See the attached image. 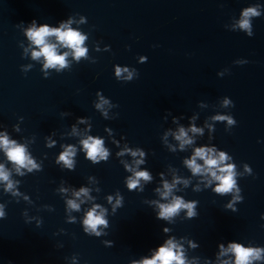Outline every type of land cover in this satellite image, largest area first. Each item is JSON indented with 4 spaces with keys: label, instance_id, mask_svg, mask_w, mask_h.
<instances>
[{
    "label": "water",
    "instance_id": "95a60500",
    "mask_svg": "<svg viewBox=\"0 0 264 264\" xmlns=\"http://www.w3.org/2000/svg\"><path fill=\"white\" fill-rule=\"evenodd\" d=\"M248 7L260 12L252 36L239 27ZM69 20L86 36L85 55L75 59L51 36L67 63L43 68L26 29ZM181 127L192 139L183 148ZM0 132L38 165L17 172L0 149L12 183L6 190L0 180V264H132L169 238L188 264H233L219 247L230 241L264 250V0H0ZM87 136L102 138L106 159L85 157ZM68 145L72 168L57 162ZM202 145L230 157L235 189L217 193V181L185 165ZM131 168L151 178L129 189ZM174 179L163 198V182ZM81 187L87 196L74 195ZM172 196L195 201L194 215L181 208L159 218ZM93 205L107 221L99 235L82 223Z\"/></svg>",
    "mask_w": 264,
    "mask_h": 264
},
{
    "label": "clouds",
    "instance_id": "9594fccd",
    "mask_svg": "<svg viewBox=\"0 0 264 264\" xmlns=\"http://www.w3.org/2000/svg\"><path fill=\"white\" fill-rule=\"evenodd\" d=\"M260 15V12L256 7H248L242 10V19L239 21V27L245 29L249 36L253 33L250 30V18L253 16ZM71 21L61 22L57 27H51L47 24L36 25L33 21L29 27L26 29V35L32 43L38 46V50H33L31 55L33 59L43 57V68L57 67L62 68L66 66L65 57L68 55L67 52L58 53L57 45L55 43L49 42L48 37L54 36L60 45L67 46L72 49V56L75 59H79L86 53V48L82 46L83 41L86 36L80 33L76 29L69 27ZM141 61L145 60L144 56L140 57ZM127 73L126 79H130L132 73L128 71L127 67H115V75L120 77L121 73ZM106 103V101H102ZM225 104L228 100L224 101ZM98 108L100 104L96 105ZM214 119L228 120L229 123H233L230 117L216 116ZM190 131L200 132L201 129L190 126ZM175 138L180 141V147L183 148L185 144L192 143V139L187 135L183 127L179 128L178 132L175 133ZM81 145L85 150V157L90 159L93 163L98 162L100 159H106L108 156V151L103 147V140L100 137L87 136L81 140ZM0 149H3L5 156L8 160L12 161L17 167L16 171L19 172L20 168H27L31 170L37 168L38 165L34 160L27 154L25 146L22 144H17L14 140H10L6 133L0 132ZM124 151L131 152L132 156H143L142 151L130 150L125 148ZM75 154V148L72 145H68L65 149L58 154L57 162H63L68 168H72L73 160L72 157ZM119 154V153H118ZM197 158L203 161V164L197 163ZM226 160H230V157L223 151H217L214 147L209 146H199L193 149L192 155L184 160L185 165L191 170L193 174H207L211 177V180H215L218 183L213 185V191L217 193L229 192L236 188L235 175L234 172L235 165L231 162L224 163ZM143 163L142 160L134 161V164ZM247 167V166H246ZM125 168H129L125 164ZM133 172V175L127 179V187L132 189L139 184L140 179L149 180L150 174L146 170H136L135 168L129 169ZM0 180L7 182L5 184L6 190L12 187L11 181H9V173L4 168L3 164H0ZM211 180L207 181L211 183ZM187 183V181H183ZM176 180L169 184L167 181L163 182V191H160V195L163 198H168L174 188ZM237 191L239 189H236ZM88 190L81 187L78 191L74 192V195L79 197L81 193L87 196ZM238 198V197H237ZM111 200V197H109ZM119 203V199L117 200ZM68 207L71 209H78L79 204L75 200L67 201ZM194 205L195 201L185 202L182 197L172 196L171 200L167 203H159L157 216L159 218L168 219L175 215L181 208L187 209V216L191 217L194 215ZM230 206V205H229ZM99 208V212H97ZM104 209L100 208L99 205H93L85 213L82 219L85 231L91 230L99 235L97 232L98 225H106L107 221L103 218ZM0 216H3V211L0 210ZM167 232L168 229L164 228ZM221 252H231L234 256L233 264H251L252 260L261 259V252L264 251L260 248L245 247L237 242L230 241L227 248L224 245L219 246ZM132 264H188L184 259L182 246L179 245L175 240L169 238L165 240L162 244L157 245V247L152 251L150 257H143L138 261H132ZM223 264H228L224 261Z\"/></svg>",
    "mask_w": 264,
    "mask_h": 264
}]
</instances>
